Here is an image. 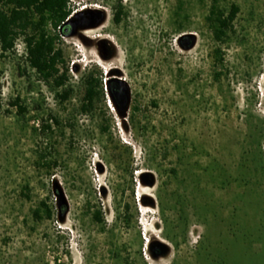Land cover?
<instances>
[{
	"label": "rangeland",
	"instance_id": "rangeland-1",
	"mask_svg": "<svg viewBox=\"0 0 264 264\" xmlns=\"http://www.w3.org/2000/svg\"><path fill=\"white\" fill-rule=\"evenodd\" d=\"M70 1L69 101L21 40L0 56V264H264V0H220L239 7L223 41L212 0H121L120 23L114 0Z\"/></svg>",
	"mask_w": 264,
	"mask_h": 264
},
{
	"label": "trees",
	"instance_id": "trees-1",
	"mask_svg": "<svg viewBox=\"0 0 264 264\" xmlns=\"http://www.w3.org/2000/svg\"><path fill=\"white\" fill-rule=\"evenodd\" d=\"M114 1L117 2L115 22L120 23L123 4L121 0ZM219 3L220 0H212L207 21L215 38L223 41L234 30L239 7L233 5L227 15ZM75 9L70 0H0V56L17 55V43L21 40L24 46L21 58L26 66L60 98L62 104L69 101L74 93L61 44L62 37L71 34L67 21ZM1 78L0 73V92ZM104 81L107 83L102 71L97 75L94 72L85 73L82 112L94 113L105 103L107 92ZM13 106L20 114L27 111L19 97ZM51 119L58 122L55 118ZM43 129L51 131L52 125L43 126ZM102 130L107 133L110 128L103 125ZM43 207L47 218L52 219L51 208L46 204ZM117 212L118 219L129 226L132 221L130 204H121ZM94 218L98 223H104L101 212H95Z\"/></svg>",
	"mask_w": 264,
	"mask_h": 264
},
{
	"label": "water",
	"instance_id": "water-1",
	"mask_svg": "<svg viewBox=\"0 0 264 264\" xmlns=\"http://www.w3.org/2000/svg\"><path fill=\"white\" fill-rule=\"evenodd\" d=\"M67 24L72 26L73 23H72L71 20H68ZM119 82L122 85V87L125 85V81H119ZM123 90H124L125 93H124V101H123L122 105H125V104H127L129 102V90L127 88H125V87H123Z\"/></svg>",
	"mask_w": 264,
	"mask_h": 264
}]
</instances>
